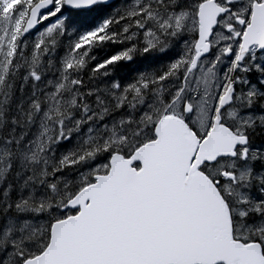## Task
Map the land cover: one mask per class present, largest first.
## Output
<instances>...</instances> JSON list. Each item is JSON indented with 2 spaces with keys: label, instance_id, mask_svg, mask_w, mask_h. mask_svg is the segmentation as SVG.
Masks as SVG:
<instances>
[{
  "label": "snow or ice",
  "instance_id": "obj_1",
  "mask_svg": "<svg viewBox=\"0 0 264 264\" xmlns=\"http://www.w3.org/2000/svg\"><path fill=\"white\" fill-rule=\"evenodd\" d=\"M0 264H264V0H0Z\"/></svg>",
  "mask_w": 264,
  "mask_h": 264
}]
</instances>
